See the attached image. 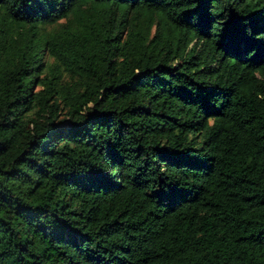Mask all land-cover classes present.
I'll list each match as a JSON object with an SVG mask.
<instances>
[{"label": "trees", "instance_id": "1", "mask_svg": "<svg viewBox=\"0 0 264 264\" xmlns=\"http://www.w3.org/2000/svg\"><path fill=\"white\" fill-rule=\"evenodd\" d=\"M0 264H264V0H0Z\"/></svg>", "mask_w": 264, "mask_h": 264}]
</instances>
